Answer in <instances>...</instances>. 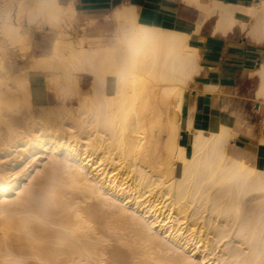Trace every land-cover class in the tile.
<instances>
[{"label":"bare ground","instance_id":"1","mask_svg":"<svg viewBox=\"0 0 264 264\" xmlns=\"http://www.w3.org/2000/svg\"><path fill=\"white\" fill-rule=\"evenodd\" d=\"M180 1L204 13L192 31L127 1L96 44L65 30L76 0H0V34L23 55L32 37L14 6L56 29L27 67L0 53V264H264V112L254 163L218 114L206 130L189 123L191 154L181 126L193 90H222L201 78L194 39L211 25L262 43L264 0ZM249 74L264 105V59ZM218 176L239 193L231 204L214 197Z\"/></svg>","mask_w":264,"mask_h":264},{"label":"crops","instance_id":"2","mask_svg":"<svg viewBox=\"0 0 264 264\" xmlns=\"http://www.w3.org/2000/svg\"><path fill=\"white\" fill-rule=\"evenodd\" d=\"M127 1L141 6V19L143 17L144 20H142L148 23L172 24L177 19L178 26L179 23L191 22L190 27L185 29L192 31L201 18L200 12L197 13L198 8L181 1L125 0L117 4ZM234 1L242 3L246 1L247 4L252 0ZM102 14L106 13L102 12ZM211 27V25L208 27L205 25L201 34L193 42L200 48L201 62L208 69V74L202 75L201 78L215 82L222 87V90L208 91L205 94L193 90V95L187 98L185 115L181 123L185 130L186 153L192 152V132L188 127L189 123L191 122L193 129L206 130L210 127L212 115L218 114L226 123L239 130V135L234 139L233 144L235 153L242 157H249L257 150L261 134L260 122L264 112L263 103L256 98L257 84L250 76L249 70L254 71L264 59V40L259 43L250 39L247 31L239 30L227 35L213 34ZM97 30L104 31L107 27L101 25ZM190 104L195 106L191 121Z\"/></svg>","mask_w":264,"mask_h":264},{"label":"rangeland","instance_id":"3","mask_svg":"<svg viewBox=\"0 0 264 264\" xmlns=\"http://www.w3.org/2000/svg\"><path fill=\"white\" fill-rule=\"evenodd\" d=\"M103 1L105 0H76L75 15L68 17V21L65 23L66 26L64 25L65 30L72 36H74L76 40L80 39L85 34L93 35L91 39L93 42H96V44L102 41L105 42L112 39L114 35V30L115 28H117V21L115 19V9L122 4L117 3L125 0H109L108 2ZM102 12L106 14L103 15ZM199 12L201 18H203L204 13L202 12V10H197V13ZM12 13L14 16V22L18 25H23L26 29H28L32 37L31 47L27 50L26 55H23L22 53L26 51L21 49L22 43L19 39L13 42L11 39H9V37L6 36V38L5 35L0 34V46H4L0 47V53L4 54L5 61L9 64L11 70L17 71L20 67H27L34 55H40L50 50V40L54 37L56 29L50 26L49 24L44 23L43 20H41V17H39L40 19H36L31 22L29 21V19H27L28 17L26 16H22L21 19H18L17 9H15V6L12 9ZM142 19L144 20L143 17ZM190 23L191 22L179 23V26L181 28H189L191 25ZM101 25L107 27V30L98 31L97 28H99ZM1 48H3V50H1ZM169 117L170 115L168 114L164 115L163 121L166 123ZM260 137L261 134L259 138ZM167 138L168 137L165 138L166 141ZM255 153H251L249 157L241 156V158H251L253 159L252 162L254 163L256 158ZM225 181L226 180L222 176H218L212 179V183L214 184V187L216 189L214 196L215 199L218 202L224 200L226 205V199L228 200V203L231 204V200L236 201L238 199L237 196L239 195V193L237 192V190L229 191L230 188L234 189L235 186L231 187L230 185L228 187ZM233 185H237V183L234 182ZM235 207L237 206L235 205ZM244 212L245 208L242 209V213ZM231 213H236V210L233 209Z\"/></svg>","mask_w":264,"mask_h":264}]
</instances>
